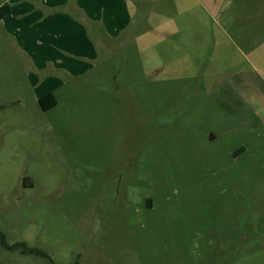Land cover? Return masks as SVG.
I'll return each mask as SVG.
<instances>
[{
    "label": "rangeland",
    "instance_id": "rangeland-1",
    "mask_svg": "<svg viewBox=\"0 0 264 264\" xmlns=\"http://www.w3.org/2000/svg\"><path fill=\"white\" fill-rule=\"evenodd\" d=\"M138 1L83 73L0 47V230L55 264H264V0Z\"/></svg>",
    "mask_w": 264,
    "mask_h": 264
},
{
    "label": "crops",
    "instance_id": "crops-1",
    "mask_svg": "<svg viewBox=\"0 0 264 264\" xmlns=\"http://www.w3.org/2000/svg\"><path fill=\"white\" fill-rule=\"evenodd\" d=\"M6 6L0 16L2 52L16 51L28 69L41 71L83 73L94 65L95 39L120 37L132 25L129 0H0V9ZM60 84L45 81L39 100L53 95L57 103Z\"/></svg>",
    "mask_w": 264,
    "mask_h": 264
},
{
    "label": "trees",
    "instance_id": "trees-1",
    "mask_svg": "<svg viewBox=\"0 0 264 264\" xmlns=\"http://www.w3.org/2000/svg\"><path fill=\"white\" fill-rule=\"evenodd\" d=\"M3 9L7 10L8 7L6 6L0 9V16L3 14V11H4ZM39 103L41 107L43 108V110L45 111L52 109L57 105L56 100L53 95H49L47 98L40 99ZM0 244L3 248L7 250L15 251L17 249H20L22 254L24 255H33L37 257L49 258L51 263L55 264L54 261L44 251H42L39 248L28 247L25 243H16L13 245L8 244L6 240V235L1 230H0ZM74 264H79V263L76 262Z\"/></svg>",
    "mask_w": 264,
    "mask_h": 264
}]
</instances>
